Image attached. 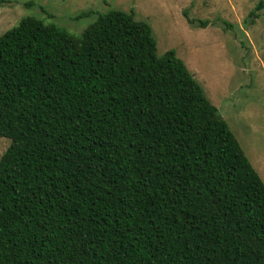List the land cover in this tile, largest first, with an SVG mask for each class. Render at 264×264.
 Wrapping results in <instances>:
<instances>
[{"label": "trees", "instance_id": "1", "mask_svg": "<svg viewBox=\"0 0 264 264\" xmlns=\"http://www.w3.org/2000/svg\"><path fill=\"white\" fill-rule=\"evenodd\" d=\"M0 137V264H264L263 179L133 12L0 36Z\"/></svg>", "mask_w": 264, "mask_h": 264}, {"label": "rangeland", "instance_id": "2", "mask_svg": "<svg viewBox=\"0 0 264 264\" xmlns=\"http://www.w3.org/2000/svg\"><path fill=\"white\" fill-rule=\"evenodd\" d=\"M262 2L0 0V36L29 16L80 36L98 14L133 12L137 21L152 28L158 56L174 51L184 61L264 181V7L258 10ZM88 12L97 15L78 19ZM10 143L0 137V159Z\"/></svg>", "mask_w": 264, "mask_h": 264}]
</instances>
